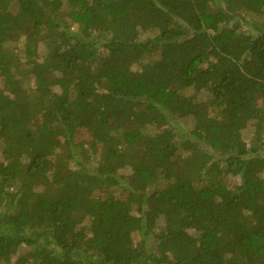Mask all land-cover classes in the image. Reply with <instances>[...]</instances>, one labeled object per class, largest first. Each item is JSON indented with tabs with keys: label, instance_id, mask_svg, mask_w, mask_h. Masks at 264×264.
Wrapping results in <instances>:
<instances>
[{
	"label": "trees",
	"instance_id": "obj_1",
	"mask_svg": "<svg viewBox=\"0 0 264 264\" xmlns=\"http://www.w3.org/2000/svg\"><path fill=\"white\" fill-rule=\"evenodd\" d=\"M261 96L264 0H0V264H264Z\"/></svg>",
	"mask_w": 264,
	"mask_h": 264
},
{
	"label": "rangeland",
	"instance_id": "obj_2",
	"mask_svg": "<svg viewBox=\"0 0 264 264\" xmlns=\"http://www.w3.org/2000/svg\"><path fill=\"white\" fill-rule=\"evenodd\" d=\"M24 41H25V38H21L18 41L13 42L9 48L11 49V51H18L22 61L25 62L26 58H25V52H24ZM45 52H47V49L44 45H42L40 48V54H42V57L45 56ZM30 82L32 85H34V79L33 78H32V81L30 80ZM259 104L264 105V96H261L259 98ZM177 122H179V121H177ZM254 123H255L254 121L251 122L249 124L248 128L244 131V139L247 142H250L253 135H254V132H255ZM183 125H185L186 127H192L193 126V120L188 119L187 121H185V123ZM129 127L133 128V125H130ZM88 138H89L88 133H82L81 137L79 139L83 141V140L88 139ZM3 148H4V144L2 141H0V161L3 160V155H2ZM238 182H239V180L237 178H234V177H229V179H228L229 185H235ZM136 238H137V240H139V237H136ZM28 251H29V249L27 247L23 246L19 252V255L25 254ZM14 261H15V259H13V262Z\"/></svg>",
	"mask_w": 264,
	"mask_h": 264
}]
</instances>
